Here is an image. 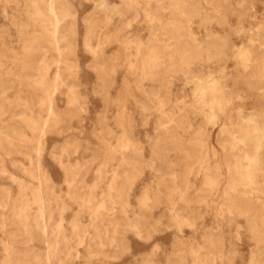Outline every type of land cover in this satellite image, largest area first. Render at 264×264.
<instances>
[{"label": "rangeland", "instance_id": "1", "mask_svg": "<svg viewBox=\"0 0 264 264\" xmlns=\"http://www.w3.org/2000/svg\"><path fill=\"white\" fill-rule=\"evenodd\" d=\"M51 3L0 0V264H264V0Z\"/></svg>", "mask_w": 264, "mask_h": 264}, {"label": "bare ground", "instance_id": "2", "mask_svg": "<svg viewBox=\"0 0 264 264\" xmlns=\"http://www.w3.org/2000/svg\"><path fill=\"white\" fill-rule=\"evenodd\" d=\"M54 3H55V0H52V3H51V7H50V9L52 8V9H54L55 7L53 6L54 5ZM104 2L102 1V4H103ZM45 8V7H44ZM37 10V9H36ZM35 11V10H34ZM37 12V11H36ZM190 13V12H189ZM196 13V12H195ZM57 14V13H56ZM63 14V13H62ZM57 16V15H56ZM56 16H54V17H56ZM59 18V17H58ZM54 19V18H53ZM56 20H58V19H56ZM185 22V21H184ZM180 23V22H179ZM56 24H58V23H56ZM59 25V24H58ZM57 25V26H58ZM53 26H55V24L53 25ZM56 26V27H57ZM58 28V27H57ZM57 28H56V30H57ZM54 29V28H53ZM62 29V28H61ZM54 32V31H53ZM59 34V33H58ZM56 35V34H55ZM58 37V36H57ZM60 39V38H59ZM190 43V42H189ZM94 44H96V43H94ZM210 44V43H209ZM223 48V47H222ZM195 49V48H194ZM59 56V55H58ZM212 73V72H211ZM170 81V80H169ZM50 109V108H49ZM52 109V108H51ZM257 138V137H256ZM131 140V139H130ZM218 140V139H217ZM256 141V140H255ZM256 143V142H255ZM132 145V144H131ZM123 159V158H122ZM127 162V161H126ZM40 164V163H39ZM124 166V165H123ZM121 169V168H120ZM127 173V172H126ZM117 175V174H116ZM176 181V180H175ZM185 193V192H184ZM120 197V196H119ZM244 212V211H243ZM256 228V227H255Z\"/></svg>", "mask_w": 264, "mask_h": 264}]
</instances>
